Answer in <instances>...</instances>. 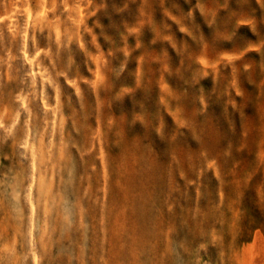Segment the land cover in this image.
Instances as JSON below:
<instances>
[{"label":"rangeland","instance_id":"1","mask_svg":"<svg viewBox=\"0 0 264 264\" xmlns=\"http://www.w3.org/2000/svg\"><path fill=\"white\" fill-rule=\"evenodd\" d=\"M128 263L264 264V0H0V264Z\"/></svg>","mask_w":264,"mask_h":264},{"label":"bare ground","instance_id":"2","mask_svg":"<svg viewBox=\"0 0 264 264\" xmlns=\"http://www.w3.org/2000/svg\"><path fill=\"white\" fill-rule=\"evenodd\" d=\"M138 192V191H137ZM141 193V192H140ZM131 196V195H130ZM136 199V198H135ZM140 202L142 203L143 207H142V211L141 213L138 212L139 214V218H137L139 220V222L143 225L142 227H139L142 228V231H140L142 233L143 236H146V237H149L150 236V225H151V214H152V209L151 207L148 205L147 201H146V198L144 196H140ZM150 204V203H149ZM139 205V204H138ZM133 207L135 206V203L134 205H132ZM138 207V206H137ZM231 207V206H230ZM136 208V207H134ZM133 209V208H132ZM137 214V215H138ZM134 216V215H133ZM156 216V215H155ZM137 222V220H136ZM135 222V223H136ZM155 224V222H154ZM240 224V225H239ZM137 225V224H136ZM242 221L239 220V219H235L233 218V216H231L230 214H227V225H226V228L224 230V235H225V239L227 240L228 238H231L233 239L235 242H239L240 239H244V235H243V230L242 229ZM152 229V228H151ZM155 230V229H154ZM213 231V230H212ZM136 232V231H135ZM212 234V233H211ZM141 235V234H140ZM132 238V237H131ZM150 238V237H149ZM148 239V238H147ZM146 239V240H147ZM211 239V238H210ZM121 241V239H120ZM153 241V240H151ZM120 243V242H119ZM123 244V243H122ZM137 245V244H136ZM126 248V246H125ZM259 249V248H258ZM143 250V249H142ZM231 250V245L230 244H226L224 246V251L228 252ZM242 251V250H241ZM257 251V250H256ZM245 254V252H243ZM262 253V252H261ZM139 254V253H138ZM243 254V255H244ZM246 255V254H245ZM242 257V255H241ZM133 258V257H132ZM138 258V257H137ZM142 258V257H141ZM244 258V257H243ZM124 259V258H123ZM117 260V259H116ZM229 260V258H228ZM138 261H139V258H138ZM117 262V261H116ZM128 262V260H127ZM121 263V261H120ZM123 263V262H122ZM129 264V263H128Z\"/></svg>","mask_w":264,"mask_h":264}]
</instances>
